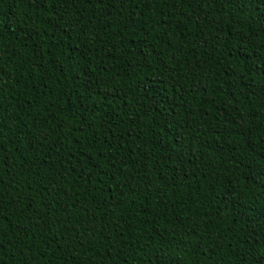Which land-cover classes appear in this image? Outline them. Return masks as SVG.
Instances as JSON below:
<instances>
[{"label":"trees","instance_id":"trees-1","mask_svg":"<svg viewBox=\"0 0 264 264\" xmlns=\"http://www.w3.org/2000/svg\"><path fill=\"white\" fill-rule=\"evenodd\" d=\"M0 264H264V0H0Z\"/></svg>","mask_w":264,"mask_h":264}]
</instances>
